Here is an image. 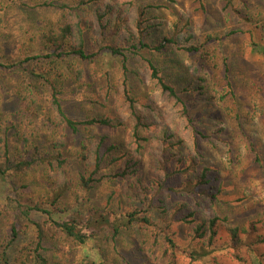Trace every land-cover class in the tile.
<instances>
[{
	"label": "rangeland",
	"instance_id": "rangeland-1",
	"mask_svg": "<svg viewBox=\"0 0 264 264\" xmlns=\"http://www.w3.org/2000/svg\"><path fill=\"white\" fill-rule=\"evenodd\" d=\"M225 4L226 0H97L94 4H80V0H0V58L5 59L22 57L23 53L49 52L50 45L41 34L57 32L59 27L77 22L79 18L83 27L85 22L91 23L90 28H84L85 45L89 50H96L99 42L96 45L89 40L90 35L94 37L91 33L94 12L96 8L112 6L109 16H116L114 22L119 26L116 33L114 25L106 26L105 43L129 48V53L125 54L129 55L130 91L137 100L138 111L151 124L141 135L150 137L161 124L175 128L177 136L183 139L181 150L196 157L189 172L200 174L205 169L206 178H209L207 184L193 183L195 191L186 192L181 189L185 174L184 178L178 175L166 179L164 171L156 167L153 156H160L156 140L149 139L139 153L134 152L131 138L134 119L122 96V57L102 51L94 60L72 55L54 59V63L49 59V66H55L60 74L52 70V77L60 81L57 96L67 116L76 121L108 116L121 122L116 128L80 125L72 132L60 120L48 85L39 79L27 78L20 71L19 75L1 72L0 134L7 139L12 154L17 156L27 146L36 144L40 154L53 156L57 152L55 144H62L60 158L64 159V164L61 170L68 189L61 210H72L74 200L81 196L79 174L88 175L94 169L85 158H94L93 150L98 147L103 162L94 176L127 167L135 171L124 178H105L94 184L84 193L86 203L82 202V209L93 204L108 211H130L132 207L144 206L157 193L154 196L157 206L184 203V212H191L189 223L178 221L172 226L181 250H190V246L197 249L200 245L190 240L192 227L201 219L199 210L206 216L216 214L226 218L225 227L245 228L250 231L251 239L255 234L264 238V57L257 46L264 42V1L237 0V11ZM141 9L143 17L151 22L150 36L144 38V42L153 46L166 37L174 38L178 45L167 43L161 51L131 49L126 34L128 29L135 30ZM188 34H192L191 43L199 46L204 43L209 57L208 61L204 58L206 63L200 55L183 49ZM222 55L230 65L234 96L218 101L226 91L221 78ZM144 58L157 65L167 82L179 89L186 88L187 92L181 93L186 100L189 97L188 114L199 133H194L191 124H187L181 106L150 79ZM202 77L206 79L204 90L197 88L202 84L199 81ZM146 103H151L157 112L145 107ZM235 106L247 130L256 138L260 154L258 163H254L243 148V139L233 117ZM24 140L28 145H24ZM109 146L112 148L107 149ZM230 146H237L234 158L227 152ZM155 180L165 185L156 190ZM21 184H27L28 188L22 189ZM53 186L54 171L47 163L36 165L22 176L12 174L0 179V245L15 200L27 199L44 207L45 196ZM166 217L167 212L162 207L158 219ZM144 230L128 229L113 239L110 230L103 228L85 244H77L49 230L44 242L45 253L52 264H169L162 244L155 243L150 229ZM220 236L226 246L220 247L218 242L219 247L213 248L204 259L215 264H249L244 260L247 257L244 250L240 252L241 258L233 256L235 249L230 248L231 240L226 232H221ZM33 240V229L22 222L17 247L30 249ZM92 246L97 248V255L93 254ZM255 246L264 252V240ZM203 262L182 252L175 256V264Z\"/></svg>",
	"mask_w": 264,
	"mask_h": 264
},
{
	"label": "trees",
	"instance_id": "trees-1",
	"mask_svg": "<svg viewBox=\"0 0 264 264\" xmlns=\"http://www.w3.org/2000/svg\"><path fill=\"white\" fill-rule=\"evenodd\" d=\"M97 0H80V4H91L95 3ZM237 0H226V7H233L237 11L235 3ZM264 1V0H258ZM112 12V6H105L104 8H96L94 12V29L92 34L94 35L92 39L98 47L96 50H89L85 45L84 39V28H90L91 23L85 22L84 27L82 21L79 18L77 22L66 23L59 27L57 32H50L41 34V37L47 41L50 45L49 52L45 54H33V53H23L22 57H16L12 59L0 58V73L6 72L15 75H19V71L22 75L27 78H36L41 82L49 86L52 93V101L55 106V110L62 122L66 126L75 132L78 130L80 125H101L111 128H116L121 125V122H115L110 117H93L88 120L76 121L67 116L63 106L61 105L58 98V85L60 81L52 77V70H56V67L49 66V59L53 61L54 59H63L67 55L76 56L82 60H94L102 51H107L110 55H117L122 57L121 67H122V96L128 107L130 115L134 119V124L132 127L131 138L134 147V152L139 153L141 149L144 148L145 142L149 139L156 140L159 143L160 156H153L154 163L157 168L164 171V176L166 179L170 177H177L184 174L186 179L182 183L181 189L189 192V189L194 188V185H204L209 182V178H206L205 169H203L200 174H192L190 169L194 167L195 155H188L181 149L184 147L183 139L177 136L175 128L170 127L166 124H161L157 126L156 131L151 134L150 137H144L141 135V131L148 130L151 126L144 116L137 109V100L132 96L130 91V85L128 83V57L129 48H121L117 45H110L105 43L108 35L105 32L106 26L114 25L113 28L118 31V24L114 22L116 16H109ZM144 11L139 10L136 17V28L135 30H127V40L131 42L129 47L131 49H150L154 51H161L165 48L167 43L178 45V41L174 38H162L157 44L151 46L150 44L144 42V38L150 36L151 25L149 19L143 17ZM234 32V31H232ZM192 39V34L185 36L184 40L187 45L183 46L188 52H193L200 55L201 59L204 61L208 57V52L204 51L203 45H195L190 42ZM211 38H207L210 40ZM134 41V42H133ZM206 43V41H204ZM260 48V53L264 57V42L257 44ZM181 47V46H179ZM178 47V48H179ZM127 51V52H126ZM127 53V54H125ZM207 56V57H206ZM46 60V61H45ZM145 66L148 71L149 77L155 82V84L160 88L162 93H165L169 98H173L180 106L182 115L185 118L187 124H191L193 132H198V130L192 125V119L188 114L189 97L187 100L183 97L181 91L187 92L186 88L179 89L172 83L167 82L160 73V69L155 65V63L149 59L144 58ZM42 66V67H40ZM58 76L60 74L56 70ZM231 69L226 56L222 55V65H221V78L226 91L222 92L221 97L218 101H223L227 99V96H234V84L231 80ZM78 79V78H77ZM202 84H198L197 88L204 90L206 87L204 84L206 79L204 77L199 78ZM212 97L209 98L212 101ZM145 107H148L153 112H157L151 103H146ZM234 111V120L240 137L243 139V148L246 154L253 158L254 163L260 162V154L258 151V146L256 143V138L252 135L250 131L247 130L245 125V120L240 117L238 113V107ZM222 132V129H219ZM24 145L27 144V140H24ZM103 142V141H101ZM57 146V152L53 156H44L40 154L38 145L27 146L22 152H19L16 156L12 154L10 144L8 143L5 136L0 134V179L7 177L8 175L17 174L24 175L31 172L36 165L47 163V165L53 169L55 177V186L50 190V193L45 196L44 204L46 206L41 207L37 202H33L27 199L15 200V207L12 209L10 223L8 224V229L4 238V241L0 245V264H52L48 257L46 256V247L44 242L48 239L50 231H57L65 239L74 241L77 244H85L92 236H94L98 231L103 228L110 230L112 238L115 239L120 237L122 232L128 229H136L141 231L144 229H150L152 237L155 243H161L163 246V252L165 257H167L169 264H175V256L177 252H182L188 254L191 259H201L203 264H215V262L210 261V259H204L210 252L214 251L213 248H217V243L219 242L220 247H225L226 241L220 236L221 232H226L230 237V248L235 249L233 256L237 259L241 258V250H244L247 255L244 258L249 264H264V252L260 251L257 243L264 240L259 234H255V238H250V231L245 228L240 229L236 226L225 227L223 221L226 218H220L216 214L206 216L202 210L200 212V221L192 227V233L190 240L198 241L200 245L197 249L189 247L190 250H181L178 243L174 239V233L172 226L175 222H186L189 223L191 212H184V206L186 204H174L168 206H157L154 202V196L150 197L144 206L132 207L131 210L125 211H108L104 210L101 205H89L86 209L81 208L82 202L86 203L84 193L88 192L94 184L103 181L105 178H124L127 175L133 173L135 169L127 167L122 171H115L110 174H102L98 177L96 175L101 169V163L103 160L99 156V148L93 150L95 155L94 158H85L88 164H92L94 169L86 174H79L78 187L80 188L81 196L76 198L75 204L71 207L72 210L65 208L60 209V205L63 203V198L65 191L68 189L67 180L64 177V173L61 170L64 164V159L60 158L62 144H55ZM99 145H101L99 143ZM109 146L107 149H111ZM175 149V152H173ZM231 158H234V154L237 152V146H230L227 150ZM56 164V168L54 167ZM57 170V172L55 171ZM164 178V180H165ZM164 183V181H163ZM156 190L162 188L161 182L157 183L155 180ZM23 185V184H21ZM28 185H23L22 189H27ZM16 190V187H13ZM168 189L176 190L169 187ZM177 191V190H176ZM109 195L107 198L110 199ZM81 201V202H80ZM140 204V202H137ZM167 212L166 219L159 218V209ZM162 221V222H161ZM22 222L28 227L33 229L34 240L33 246L29 248L17 247V240L20 237L22 231ZM249 229V228H248ZM145 231V230H144ZM93 254L97 255V248L92 246Z\"/></svg>",
	"mask_w": 264,
	"mask_h": 264
}]
</instances>
